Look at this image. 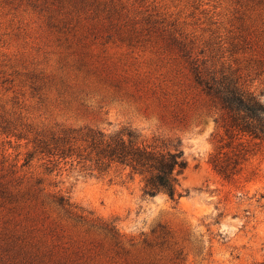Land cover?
Returning a JSON list of instances; mask_svg holds the SVG:
<instances>
[{
  "label": "rangeland",
  "instance_id": "obj_1",
  "mask_svg": "<svg viewBox=\"0 0 264 264\" xmlns=\"http://www.w3.org/2000/svg\"><path fill=\"white\" fill-rule=\"evenodd\" d=\"M196 65L264 100V0H0V264H264V141L234 178L214 168L224 112ZM126 122L181 139V198L121 166L27 162L39 130Z\"/></svg>",
  "mask_w": 264,
  "mask_h": 264
},
{
  "label": "trees",
  "instance_id": "obj_2",
  "mask_svg": "<svg viewBox=\"0 0 264 264\" xmlns=\"http://www.w3.org/2000/svg\"><path fill=\"white\" fill-rule=\"evenodd\" d=\"M194 72L197 83L224 112L222 139L225 141L217 147L210 161L220 174L232 179L251 151L247 142L264 141L262 94L243 82L242 76L230 66L204 72L196 65ZM34 143L35 149L29 152L27 162L39 151V161L46 174H53L63 160L78 161L88 172L99 175L121 166L132 176L142 177L145 195L165 193L174 200L184 195L180 187L189 160L177 137L154 134L149 138L139 127L126 122L113 130L94 125L39 130ZM44 181V177L39 176V183ZM54 196L67 210L78 207L70 194L57 191Z\"/></svg>",
  "mask_w": 264,
  "mask_h": 264
}]
</instances>
